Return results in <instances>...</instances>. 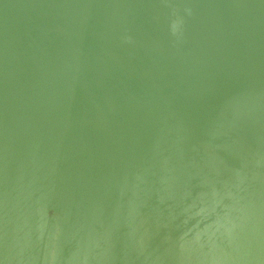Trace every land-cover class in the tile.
<instances>
[{
	"label": "water",
	"instance_id": "water-1",
	"mask_svg": "<svg viewBox=\"0 0 264 264\" xmlns=\"http://www.w3.org/2000/svg\"><path fill=\"white\" fill-rule=\"evenodd\" d=\"M0 264H264V0H0Z\"/></svg>",
	"mask_w": 264,
	"mask_h": 264
},
{
	"label": "clouds",
	"instance_id": "clouds-1",
	"mask_svg": "<svg viewBox=\"0 0 264 264\" xmlns=\"http://www.w3.org/2000/svg\"><path fill=\"white\" fill-rule=\"evenodd\" d=\"M186 11H188L189 14H190V12H191L190 9H186ZM172 32H173V34L175 35V33H176V24H175V23L172 25ZM125 40L130 42L131 38L126 36V37H125Z\"/></svg>",
	"mask_w": 264,
	"mask_h": 264
}]
</instances>
